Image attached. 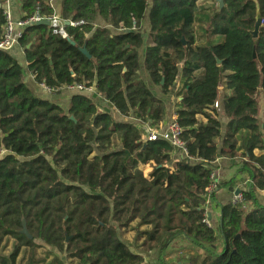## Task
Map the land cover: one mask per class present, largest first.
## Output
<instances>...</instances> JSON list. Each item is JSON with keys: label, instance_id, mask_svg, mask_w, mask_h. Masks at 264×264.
<instances>
[{"label": "trees", "instance_id": "1", "mask_svg": "<svg viewBox=\"0 0 264 264\" xmlns=\"http://www.w3.org/2000/svg\"><path fill=\"white\" fill-rule=\"evenodd\" d=\"M17 1L23 20L53 15L50 0ZM198 1L152 0L145 49V70L164 96L183 80L175 113L188 155L182 161L172 163L168 143L144 140L141 129L115 123L83 95L72 96L65 113L24 82L27 72L54 94L91 87L120 116L159 126L164 104L138 72L146 0H61V19L83 22L65 28L74 46L34 25L18 40L26 70L0 51V264H144L121 241L126 232L140 251L158 253L157 264L179 238L201 251L184 264H264V207L255 199L264 191V155L254 154L263 151L264 0H222L220 12L215 1ZM97 18L122 33L95 28ZM221 89L224 136L215 107ZM236 155L250 184L240 203L220 208L213 230L204 207L235 180L208 196L211 164Z\"/></svg>", "mask_w": 264, "mask_h": 264}, {"label": "crops", "instance_id": "2", "mask_svg": "<svg viewBox=\"0 0 264 264\" xmlns=\"http://www.w3.org/2000/svg\"><path fill=\"white\" fill-rule=\"evenodd\" d=\"M146 1H147L148 8L140 24V34L142 36L144 43L142 47L138 49L137 51L138 72H139L140 79L145 84L148 91L155 98L162 100L164 104V108H165V117L163 119V122L159 126H156V127H151L148 124L141 125L138 121L134 119L132 113H130L127 118L120 116V114H118L112 108V106L108 104L107 101L104 100L103 97L95 93L93 88L91 92H86V93L81 94L92 102V104L96 107L98 112L108 114L115 123H129L131 125H134L137 129H141L144 132V137L146 135L147 129L158 128V127L163 128L166 126V124L170 123L174 117H176L175 113L178 110L177 107H178V103L180 102V98H177V94L183 84V80L180 77H178L171 92L167 96H164L161 93L160 87L155 86L152 83L148 73L145 70L144 60H145L146 40L150 32L149 12L152 7V0H146ZM212 1L213 2L215 1L216 3V0H199L198 4L209 5L211 4ZM5 5L8 6L14 21L23 20L22 18L24 17V15L20 11V4L18 3L17 0H5L4 5L2 7L3 9ZM50 5L53 11V15L61 19V13H62L61 0H50ZM217 8H218V5H217ZM94 27L95 28H105L117 34L122 33V30H114L112 26L110 25V23H105L99 18L95 20ZM8 55L11 58H13L19 64V66H21L24 70H26L25 54H24V51L19 47V45L13 47L8 52ZM25 78L27 79L25 84L28 90L31 92V94L34 97L40 100L47 101L48 103L59 107L65 113H67L69 110L71 97L76 94H79L76 92H70L66 88L62 89L58 94H54V93L49 94L42 88L41 85H37L34 82L33 77L29 73L26 72ZM223 99H224V93H223V90L221 89L219 92V99H218V112H219V123L221 125V130H220L221 136H224L225 128L228 123V120L224 116V113H223ZM258 120L260 122V130H261V135L263 138V151L255 152L254 154L264 155V131L262 130L263 125H264V101H263L262 96L259 97ZM240 160L241 158L239 157V155H236V157H233V158H226V157L219 156L211 164L212 176L217 186H220L221 184H225L232 180H235V183L232 186L231 191L228 188L219 189L218 191L215 192L213 200H209L204 207L208 226L211 227L213 230H216L220 225V208L222 206L230 204L231 199L234 196V192L236 190H239L241 192L245 188H247L250 184L247 174L239 173ZM171 161L172 163L180 161L178 155L172 154ZM190 163L193 164L194 161H191ZM255 199L259 205L264 207V191H256ZM250 209L251 207L248 208V210ZM120 238H121V241L125 244V246L128 248V250L132 254L139 255L142 257L144 264H157V257H158L157 252L156 253L155 252L145 253V252L140 251V249L134 246V244L136 243L140 244V242L137 241V237L133 232L122 233ZM178 248L183 249L186 252L189 251L190 253L188 254H191V255H193L194 253L193 251H195L198 254L201 253L200 250L194 248L184 238H179L173 243H171L168 249L166 250L165 258H164L165 264L175 263L174 259L177 257V255L175 254L176 252L175 250ZM178 251L179 250H177V252ZM187 256L185 257V259L187 258ZM177 264H181V263L179 262Z\"/></svg>", "mask_w": 264, "mask_h": 264}, {"label": "built area", "instance_id": "3", "mask_svg": "<svg viewBox=\"0 0 264 264\" xmlns=\"http://www.w3.org/2000/svg\"><path fill=\"white\" fill-rule=\"evenodd\" d=\"M3 17L5 23L2 27V34L0 37V51L5 53H8L13 47L18 45V40L21 34L28 26L35 24L40 20L48 21V30L52 36H57L64 40L68 39L65 30L66 27L64 26L65 22H69L68 27L71 28H76L83 24V22H72L70 20L64 21L54 15L48 18H40L37 14L25 20L14 21L7 5H5L3 9ZM41 86L47 93L49 94L54 93L51 89L43 85ZM66 89L70 92H76L79 94L92 91L91 87L87 88L84 85H77V84L68 86L66 87ZM215 107L218 108V104H215ZM181 133H182V129L177 124L176 117H174L173 120L170 123L166 124V126L163 128L158 127V128L147 129L144 140L148 142H155L161 140L168 143L172 149V154H177L179 160L182 161L187 159L188 155L185 144L181 140ZM216 188L217 185L214 182L213 176L211 175L210 185L207 189V195L208 196L211 195L216 190ZM240 201H241V196L239 194L238 196L232 197L230 204L234 206L240 203ZM205 223L208 225L207 220H205Z\"/></svg>", "mask_w": 264, "mask_h": 264}, {"label": "water", "instance_id": "4", "mask_svg": "<svg viewBox=\"0 0 264 264\" xmlns=\"http://www.w3.org/2000/svg\"><path fill=\"white\" fill-rule=\"evenodd\" d=\"M216 4L218 5V8H217V12H220V10L222 9L223 7V1L222 0H216ZM45 26V27H48V21L47 20H40L39 22L35 23V24H32L30 26ZM64 26L65 27H68L69 26V22H65L64 23ZM29 27V26H28ZM261 27V18L259 16V13L257 11V14H256V22H255V26H254V31L252 32V38L253 39H256L257 38V35H258V31H259V28ZM67 42L71 45V46H74V43L71 42L70 40L66 39ZM183 42V41H182ZM184 44V42H183ZM81 53L89 60L90 59V56L88 55V53L85 51V49H81L80 50ZM254 57V56H253ZM217 64H220V62L218 61ZM27 79L25 78L24 79V82H26ZM70 121H73V118H70ZM240 194V191L239 190H236L234 192V196H238ZM22 234L28 239V240H31V237L29 236V234L27 233L26 229H23L22 230Z\"/></svg>", "mask_w": 264, "mask_h": 264}, {"label": "rangeland", "instance_id": "5", "mask_svg": "<svg viewBox=\"0 0 264 264\" xmlns=\"http://www.w3.org/2000/svg\"><path fill=\"white\" fill-rule=\"evenodd\" d=\"M2 31V30H1ZM2 33V32H1ZM143 170H145V171H147L148 170V166H145V167H143L142 168ZM13 244L14 243H10V247H9V249L5 252V254H4V256H8V254H9V252L11 251V247L13 246ZM134 246L137 248L138 247V243H136V244H134ZM177 246V245H176ZM177 248V247H176ZM179 248H181V247H179ZM176 249L175 251V254L177 255V257L174 259V262L175 263H173V264H177V263H181V264H184V260H185V257L187 256V255H189L190 257H195L196 256V254H198V253H196L195 251H193L194 253H193V255H191V254H188V253H190L189 251L188 252H186L185 250H183V249ZM47 250H49V251H51V252H53L54 254H57V251L55 250V249H53V248H48ZM177 250H179L178 252H177ZM42 251H38V255L39 256H42ZM61 258H62V260H63V262H65V260H64V257L63 256H60Z\"/></svg>", "mask_w": 264, "mask_h": 264}]
</instances>
